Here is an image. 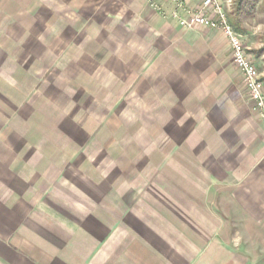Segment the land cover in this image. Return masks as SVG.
I'll return each mask as SVG.
<instances>
[{
	"label": "crops",
	"instance_id": "1",
	"mask_svg": "<svg viewBox=\"0 0 264 264\" xmlns=\"http://www.w3.org/2000/svg\"><path fill=\"white\" fill-rule=\"evenodd\" d=\"M27 9L61 22L77 52L89 27L107 94L81 106L106 107L95 125L121 119L112 132L130 144L101 146L110 131L85 135L51 89L20 86L15 53L36 36L21 31ZM176 11L167 0H0V264H244L264 228V121L248 97L205 90L227 39L181 28ZM73 60L67 73L86 71Z\"/></svg>",
	"mask_w": 264,
	"mask_h": 264
},
{
	"label": "rangeland",
	"instance_id": "2",
	"mask_svg": "<svg viewBox=\"0 0 264 264\" xmlns=\"http://www.w3.org/2000/svg\"><path fill=\"white\" fill-rule=\"evenodd\" d=\"M221 2L229 24L236 34L240 36L247 56L253 61L264 83V0H221ZM26 12L27 14L22 10L19 12V14L25 15L22 17V20L25 18V22H20L21 31L26 30L36 36L34 42L29 41L31 40L30 37L25 43H20L19 53H15V56L18 57V65L21 70V74L17 75L19 77L17 81L24 84L30 83L31 91L29 92L32 93L34 87L36 90L38 89L36 91L37 94L46 89H51L47 92L50 93L52 101H54L55 104L58 103L61 105L62 103V106L63 104H67L64 108L66 109L65 114L67 117L73 118L74 122L79 121L84 124L83 128L85 135L88 133L90 134V132L94 130L98 131V128L101 132L110 131L111 133L109 134H111V137L109 138V134H107V138L101 139V146L109 145L111 147H118L121 146V144L122 146L130 144L124 140L121 141L122 143L118 142L114 135V132L118 131L117 129L119 126V130L122 128L121 119L114 116L110 117L109 121L104 123L101 122L100 127L95 125V116L97 114L101 116L105 114L106 107L100 105L95 108L94 105H90L91 103L85 108L81 106V103L84 101L83 96H86V94H93L96 88L100 87L102 89L100 91L103 94H107L105 87L107 80H104V76H101L102 81L96 83L99 82L100 78L98 75L93 74L95 70L94 67L101 61L105 62L107 58H97L92 55L91 45L93 39L89 27H85L82 31L89 42L84 48V51L77 52L78 44H76V42H65V40L59 36L61 22H54V18L51 20H49V18L45 20L42 17L40 18L43 12H31L29 9H27ZM39 13L40 15L38 16ZM16 23L17 22L13 24L10 23V25L4 27L3 30H6L8 34L12 30V25ZM26 37L27 36H24L23 38ZM3 44H5V42ZM9 46H11V44H9ZM24 49L27 50L26 54L23 52ZM28 51H34L35 59L28 57ZM75 58H77L78 63H80L86 71H76L74 73L66 72V64L68 67L73 66L72 61H74L73 59ZM92 60L94 61V65L92 64ZM222 61H225V63H222ZM219 62V66H213L212 75L205 79V90L210 88L212 90V96L216 98V100L233 99L241 103L243 101L245 102L248 97L247 92L244 89L239 70L233 63L231 50L228 45L222 50ZM105 65H107V63ZM220 66L225 68L222 69ZM21 83L20 86L23 85ZM48 84H52L53 87L47 88ZM21 87L24 89L29 88H25V86ZM78 98L81 100H78ZM59 101H61V103ZM52 109H54V107H52ZM87 113L88 117L85 119L83 114ZM138 126V123H133L132 125L131 134L135 136L131 137L133 139L132 147L135 146L134 141L137 136L136 127ZM159 176V178H162L163 175H160L159 172ZM254 233L256 238L258 237V242L254 244L246 243L243 257L238 256V260L242 258L244 264H264V228L254 230ZM234 258H236L235 255H233V259Z\"/></svg>",
	"mask_w": 264,
	"mask_h": 264
},
{
	"label": "built area",
	"instance_id": "3",
	"mask_svg": "<svg viewBox=\"0 0 264 264\" xmlns=\"http://www.w3.org/2000/svg\"><path fill=\"white\" fill-rule=\"evenodd\" d=\"M167 1L176 5L177 11L173 16L181 28H207L220 31L224 35L231 50L233 63L242 74L248 99L264 121V83L253 61L247 56L240 36L229 24L221 0H202L197 10L187 9L183 0ZM151 7L160 12L156 3L151 2Z\"/></svg>",
	"mask_w": 264,
	"mask_h": 264
}]
</instances>
